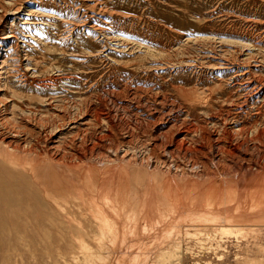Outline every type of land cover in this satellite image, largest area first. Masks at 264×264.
<instances>
[{"label":"rangeland","instance_id":"rangeland-1","mask_svg":"<svg viewBox=\"0 0 264 264\" xmlns=\"http://www.w3.org/2000/svg\"><path fill=\"white\" fill-rule=\"evenodd\" d=\"M263 133L264 0H0V264H264Z\"/></svg>","mask_w":264,"mask_h":264},{"label":"bare ground","instance_id":"bare-ground-1","mask_svg":"<svg viewBox=\"0 0 264 264\" xmlns=\"http://www.w3.org/2000/svg\"><path fill=\"white\" fill-rule=\"evenodd\" d=\"M106 101V100H105ZM118 107H119V105H118ZM117 108V107H116ZM128 108V107H127ZM110 111V110H109ZM12 112V111H11ZM105 113V112H104ZM107 113V112H106ZM117 114V113H116ZM3 116H5V115H3ZM98 117H100V116H98ZM108 117V116H107ZM109 117H110V115H109ZM118 117V116H117ZM110 119V118H109ZM15 120V119H14ZM152 122V121H151ZM120 123V122H119ZM129 123V122H128ZM125 124V123H124ZM177 126V125H176ZM189 127V126H188ZM217 128V127H216ZM194 130V129H193ZM196 130V129H195ZM130 131V130H129ZM133 131V130H132ZM190 131V130H189ZM165 132V131H164ZM180 132V131H179ZM167 133V132H166ZM178 133V132H177ZM163 134H165V133H162V135ZM176 134V133H175ZM264 134V133H263ZM166 135H168V134H166ZM166 135H164V137L163 136H161V138L163 137L164 138V140L166 141L167 139V137H169V136H166ZM261 135H262V132H261ZM2 136V135H1ZM159 136V135H158ZM233 136V135H232ZM174 137H175V135H174ZM229 137V136H228ZM2 138V137H1ZM158 138V137H157ZM160 138V139H161ZM163 138L161 139V140H163ZM170 138V137H169ZM183 138H185V137H183ZM5 139V138H4ZM180 140H181V138H179ZM174 140V139H173ZM172 140V141H173ZM187 140V139H186ZM3 141V140H2ZM5 141V140H4ZM171 141V142H172ZM177 141H179V140H177ZM188 141V140H187ZM210 141V140H209ZM13 142V141H12ZM170 142V141H169ZM169 142H164V143H169ZM181 142V141H180ZM180 142H178V144L177 143H175V144H177V149H173V150H177V151H185V152H192V150H190V149H194V148H190V146H191V144L190 143H188L189 145V148L188 147H185L184 145L185 144H187L185 141V144H181ZM212 142V141H211ZM16 143V142H15ZM207 143V142H206ZM215 143V142H214ZM139 144V143H138ZM171 145H172V143H170ZM209 144V143H208ZM207 144V145H208ZM8 145V144H7ZM6 145V146H7ZM81 145H83V144H81ZM85 145V144H84ZM162 145H163V143H162ZM166 145H168V144H166ZM165 145V146H166ZM206 145V146H207ZM212 145V144H211ZM9 146V145H8ZM80 146V145H79ZM164 146V145H163ZM213 146V145H212ZM19 147H21V146H19ZM81 147H83V146H81ZM86 147V146H85ZM85 147H83V148H85ZM98 147V146H97ZM146 147V146H145ZM167 147V146H166ZM222 147V146H221ZM224 147V146H223ZM240 147V146H239ZM82 148V149H83ZM90 148H91V150H92V147L90 146ZM94 148V147H93ZM142 148V147H141ZM199 148V147H198ZM210 148V147H209ZM220 148V147H219ZM18 149V148H17ZM22 149V148H21ZM78 149H80V148H78ZM81 149V150H82ZM163 149V148H162ZM165 149V148H164ZM197 149V148H196ZM200 149V148H199ZM85 150V149H84ZM95 150V149H94ZM100 150V149H99ZM130 150V149H129ZM134 150V149H133ZM138 150H139V148H138ZM147 150V149H146ZM198 150V149H197ZM221 150V149H220ZM125 151V150H124ZM145 151V150H144ZM171 151V150H170ZM194 151V150H193ZM199 151V150H198ZM200 151H201V149H200ZM199 151V152H200ZM228 151H230V150H228ZM93 152H95V151H93ZM96 152H98V150L96 151ZM100 152V151H99ZM99 152H98V154H99ZM146 152V151H145ZM190 152V153H191ZM198 152V153H199ZM214 152V151H213ZM233 152V151H232ZM59 153V152H58ZM85 153V152H84ZM139 153V152H138ZM171 153H172V151H171ZM175 153H177V152H175ZM78 154V153H77ZM81 154H83L82 152H81ZM89 154V153H88ZM90 154H91V152H90ZM89 154V155H90ZM101 154V153H100ZM125 154V153H124ZM178 154V153H177ZM183 154H184V152H183ZM196 155H197V153H195ZM67 155H69V154H67ZM89 155H87V156H89ZM179 155V154H178ZM193 155V154H192ZM56 156V155H55ZM62 156V155H61ZM79 156V155H78ZM81 156V155H80ZM79 156V157H80ZM87 156H85L84 155V157L85 158H87ZM136 155H131L130 157H129V155L128 156H126V154L124 155V156H118V157H116V159H115V161H116V163H115V165H114V168H113V171L115 170V169H121L122 167H123V165H129L130 166V170L132 169L133 170V172L132 173H135L136 172V168L138 167V166H143L144 168L146 167V168H150L152 165H150V163H148L147 161L145 162V160H146V157H145V155H144V157H142V159L140 160L139 158L140 157H135ZM172 156V155H171ZM180 156V155H179ZM178 156V157H179ZM71 157V156H70ZM84 157H82V158H84ZM100 157V156H99ZM65 158V157H64ZM78 158V157H77ZM95 158H96V156H95ZM102 158H104V157H102ZM67 159V158H66ZM97 159V158H96ZM72 160H73V158H72ZM83 160H85V159H83ZM59 161V160H58ZM60 161H62V160H60ZM67 161V160H66ZM65 161V162H66ZM89 161V160H88ZM90 162V161H89ZM88 162V163H89ZM102 162V161H101ZM158 164L157 165H159V166H155V167H153V170L155 171H163V175L165 176V177H167V178H169V181H167L166 182V184H169V183H172V185H174V188L176 189V191L178 190V193H181V191H182V185H180L179 183H178V179L179 178H182L184 175H185V169H183V168H181V170H178L181 166H177L176 165V168H174V167H172L171 165H170V163H165V162H163L162 163V161H160V159H158L157 161H156ZM106 163V162H105ZM104 163V164H105ZM165 163V164H164ZM103 163H100V166L102 165H104ZM107 164V163H106ZM162 164H164V165H162ZM98 165V164H97ZM175 165V164H174ZM195 165H196V163H195ZM88 166V165H87ZM152 169V168H151ZM151 169H149V170H151ZM183 169V170H182ZM112 171V173H117L118 171ZM152 170V171H153ZM154 171H153V173H154ZM150 174V175H154V174ZM203 173H204V170H203ZM206 173V172H205ZM256 173V172H255ZM195 174V173H194ZM202 174V173H201ZM201 174L200 173H198V175L199 176H201ZM208 174V173H207ZM137 175V174H136ZM203 175H205V174H203ZM115 176H116V174H115ZM131 176H132V174H131ZM195 176H197V175H195ZM202 177V176H201ZM153 177H151L150 178V182L151 183H153V179H152ZM200 178V177H199ZM206 178V177H205ZM237 178V177H236ZM195 179V178H194ZM135 180H138V178H135ZM197 180V179H196ZM201 181V180H200ZM18 182H20V181H18ZM190 185V184H189ZM153 186V185H152ZM168 186V185H167ZM208 186V185H207ZM22 187V186H21ZM221 190V189H220ZM175 191V190H174ZM201 191V190H200ZM204 191V190H203ZM115 193V192H114ZM131 194H134V193H131ZM182 194V193H181ZM133 196V195H132ZM151 196V195H150ZM134 197V196H133ZM182 198V197H181ZM133 198H131V200H132ZM152 200V199H151ZM184 203V202H183ZM157 204V203H156ZM62 206V205H61ZM179 206V205H178ZM189 206V205H188ZM58 207V206H57ZM63 207V206H62ZM190 207V206H189ZM188 207V208H189ZM179 208H182V207H179ZM65 209V208H64ZM185 209H187V208H185ZM122 211V210H121ZM190 211V210H189ZM146 212H147V217H149V215H150V213L152 212V203L151 202H149V204H148V207H147V209H146ZM188 212V211H187ZM161 213V212H160ZM193 214V213H192ZM172 215V214H171ZM189 215V214H188ZM151 216V215H150ZM193 216V215H192ZM149 218H151V217H149ZM179 218H181V217H179ZM193 218V217H192ZM169 219V218H168ZM167 219V220H168ZM148 221H151V220H149V219H147ZM146 220V221H147ZM156 220H157V218H156ZM188 220V219H187ZM191 220V219H190ZM130 221V220H129ZM158 221V223H159V220H157ZM157 221L155 222V223H157ZM166 223L165 224H168L167 223V221H165ZM178 222V221H177ZM146 223V222H145ZM148 223V222H147ZM153 223V222H152ZM154 223V224H155ZM157 223V224H158ZM163 223V222H162ZM219 223V222H218ZM144 224V223H143ZM142 224V226H140V227H135V226H132L131 228H128V227H125V228H123V227H120V226H114V228H112L111 230L113 231V232H115V233H121V232H130V233H153V232H160V231H163V235H164V233L165 232H167L168 230H170L169 228L167 229V230H165L166 228L164 227H162L161 228V223H159L160 224V226H158L157 224H155V225H151V224H144L143 225ZM131 225V224H130ZM141 225V224H140ZM137 226V225H136ZM167 227H168V225H167ZM179 227V226H178ZM173 228V225H172V227H171V229ZM108 229H109V227H108ZM174 230H175V227L173 228ZM172 229V230H173ZM165 230V231H164ZM173 230V231H174ZM103 231H104V229H103ZM112 231H110V232H112ZM171 231V230H170ZM173 231H171V232H173ZM177 231V230H176ZM169 232V231H168ZM167 232V233H168ZM129 233V234H130ZM173 233H175V232H173ZM107 234V233H106ZM127 234V233H126ZM125 234V235H126ZM170 234H172V233H170ZM113 235V234H112ZM115 235V234H114ZM132 235V234H131ZM134 235V234H133ZM191 235V234H190ZM116 236V235H115ZM145 236V235H144ZM157 236V235H156ZM162 236V235H161ZM173 236V235H172ZM154 237V236H153ZM179 237H181V235H179ZM178 238V237H177ZM167 240H170V239H167ZM167 240H165V241H167ZM179 240H181L180 238H179ZM146 242V241H145ZM124 243V242H123ZM176 246V245H175ZM168 247V246H167ZM171 247V246H170ZM164 249H166V248H164ZM174 249V248H173ZM126 250V249H125ZM177 251V250H176ZM122 252V251H121ZM165 252V251H164ZM118 253V252H117ZM147 253V252H146ZM125 254V253H124ZM148 255V254H147ZM147 255H145V256H147ZM142 256V255H141ZM120 258V257H119ZM135 258V257H134ZM145 258V257H144ZM161 258V257H160ZM164 258V257H163ZM99 259V258H98ZM121 259V258H120ZM133 259V258H132ZM143 260V259H142ZM151 260V259H150ZM134 262H135V259H134ZM117 263V262H116ZM139 263H141L140 261H139ZM148 263V262H147Z\"/></svg>","mask_w":264,"mask_h":264}]
</instances>
